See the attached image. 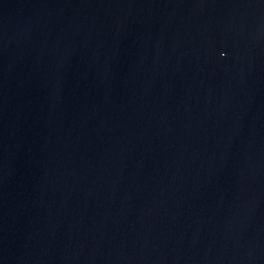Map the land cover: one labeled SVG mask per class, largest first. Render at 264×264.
Here are the masks:
<instances>
[{"label": "water", "instance_id": "1", "mask_svg": "<svg viewBox=\"0 0 264 264\" xmlns=\"http://www.w3.org/2000/svg\"><path fill=\"white\" fill-rule=\"evenodd\" d=\"M0 264H264V0H0Z\"/></svg>", "mask_w": 264, "mask_h": 264}]
</instances>
